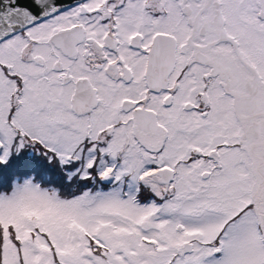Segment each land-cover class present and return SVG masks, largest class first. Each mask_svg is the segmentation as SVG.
I'll return each mask as SVG.
<instances>
[{"label":"snow or ice","instance_id":"1","mask_svg":"<svg viewBox=\"0 0 264 264\" xmlns=\"http://www.w3.org/2000/svg\"><path fill=\"white\" fill-rule=\"evenodd\" d=\"M0 264H264V0H0Z\"/></svg>","mask_w":264,"mask_h":264}]
</instances>
